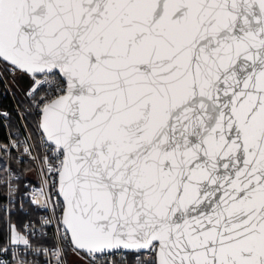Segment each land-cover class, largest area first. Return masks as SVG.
<instances>
[{
	"label": "snow or ice",
	"instance_id": "snow-or-ice-1",
	"mask_svg": "<svg viewBox=\"0 0 264 264\" xmlns=\"http://www.w3.org/2000/svg\"><path fill=\"white\" fill-rule=\"evenodd\" d=\"M0 96V264H264V0H0Z\"/></svg>",
	"mask_w": 264,
	"mask_h": 264
},
{
	"label": "trees",
	"instance_id": "trees-1",
	"mask_svg": "<svg viewBox=\"0 0 264 264\" xmlns=\"http://www.w3.org/2000/svg\"><path fill=\"white\" fill-rule=\"evenodd\" d=\"M7 104H8V101H7ZM7 137H8V135H7V130H6L5 126L0 125V142L7 143ZM4 202L7 203V201H4ZM25 207H28L26 202H25ZM13 211L15 212V208H13ZM16 219H18V217L13 216V220H16Z\"/></svg>",
	"mask_w": 264,
	"mask_h": 264
},
{
	"label": "built area",
	"instance_id": "built-area-1",
	"mask_svg": "<svg viewBox=\"0 0 264 264\" xmlns=\"http://www.w3.org/2000/svg\"><path fill=\"white\" fill-rule=\"evenodd\" d=\"M7 101H8V104H7ZM10 101V102H9ZM0 105H3L4 107L6 108H11L12 106V101H11V98L8 97V96H0ZM5 126V125H4ZM6 130H7V135H9L11 129L8 128L7 126H5ZM31 178V177H30ZM18 203V202H17ZM43 214V213H41Z\"/></svg>",
	"mask_w": 264,
	"mask_h": 264
}]
</instances>
